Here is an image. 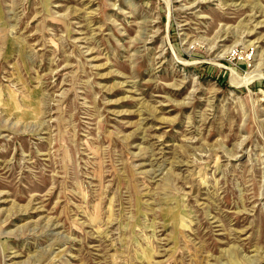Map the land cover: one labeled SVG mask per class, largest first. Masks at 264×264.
<instances>
[{"label": "rangeland", "instance_id": "rangeland-1", "mask_svg": "<svg viewBox=\"0 0 264 264\" xmlns=\"http://www.w3.org/2000/svg\"><path fill=\"white\" fill-rule=\"evenodd\" d=\"M0 264H264V0H0Z\"/></svg>", "mask_w": 264, "mask_h": 264}]
</instances>
